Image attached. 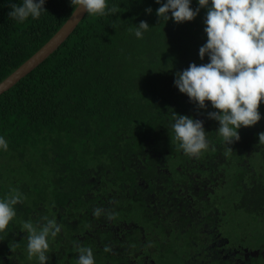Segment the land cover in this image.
<instances>
[{"label":"trees","instance_id":"1","mask_svg":"<svg viewBox=\"0 0 264 264\" xmlns=\"http://www.w3.org/2000/svg\"><path fill=\"white\" fill-rule=\"evenodd\" d=\"M20 3L0 0V81L73 11L70 0H46L38 20L20 24L8 15ZM108 6L116 13L84 14L0 94L9 143L0 152V198L22 194L0 233V262L39 264L23 224L39 227L46 217L60 226L47 264H76L80 248H91L96 264H264V102L262 119L225 144L207 116L218 110L199 109L173 83L189 64L209 62L198 56L206 9L177 24L157 17L155 0ZM141 21L149 29L138 39ZM174 113L203 121L209 148L198 157L174 139Z\"/></svg>","mask_w":264,"mask_h":264},{"label":"clouds","instance_id":"2","mask_svg":"<svg viewBox=\"0 0 264 264\" xmlns=\"http://www.w3.org/2000/svg\"><path fill=\"white\" fill-rule=\"evenodd\" d=\"M196 2L198 7L193 9L192 0H164L163 3L155 0L161 5L156 15L165 22L171 18L180 24L194 20L201 9H206L203 31L207 39L199 48L198 56L203 61L207 55L209 62L189 64L187 69L176 73L173 83L199 109L210 106L218 110L208 112L207 116L218 121L219 136L231 145L240 139L238 129L254 126L262 119L259 105L264 102V0ZM45 3L46 0H22L11 5L8 15L20 24L29 18L38 20L46 12ZM70 4L73 14L79 10L89 16L104 17L117 11L116 7L108 6V0H70ZM145 12L151 13L152 9L147 8ZM148 29L149 25L141 21L134 30L135 37L142 39ZM173 121L174 139L186 155L198 157L209 148L202 120L174 113ZM259 141H264V133L259 134ZM8 149L7 139L0 135V152ZM21 201L22 194L15 189L0 198V233L16 217L15 206ZM100 214L101 209L94 211V215ZM44 219L47 222L39 227L32 222L23 224L28 233V256L37 258L39 264H47L49 238H55L60 232L54 219ZM76 264H96L92 249L80 248Z\"/></svg>","mask_w":264,"mask_h":264},{"label":"water","instance_id":"3","mask_svg":"<svg viewBox=\"0 0 264 264\" xmlns=\"http://www.w3.org/2000/svg\"><path fill=\"white\" fill-rule=\"evenodd\" d=\"M84 14L85 13L79 10L74 14L72 11L59 29L37 51L0 81V94L15 84L20 78L52 53L69 36Z\"/></svg>","mask_w":264,"mask_h":264}]
</instances>
